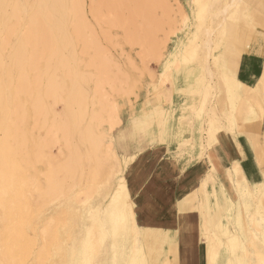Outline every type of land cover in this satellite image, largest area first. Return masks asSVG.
Returning a JSON list of instances; mask_svg holds the SVG:
<instances>
[{
  "label": "rangeland",
  "instance_id": "1",
  "mask_svg": "<svg viewBox=\"0 0 264 264\" xmlns=\"http://www.w3.org/2000/svg\"><path fill=\"white\" fill-rule=\"evenodd\" d=\"M76 1L79 17L65 20L68 28L59 32L52 27L57 21L39 20L37 34L27 14L12 17L7 28L0 25V89L4 88L0 90V264H132L129 260L136 257L142 264L132 249L134 237L147 244L143 261L152 254L157 264L160 255L150 247L154 235L137 227L134 232L128 221L109 213L111 194L128 163L116 155L111 131L126 107L140 105L143 96L146 103L163 105L172 93L181 91L183 96H201L198 109L207 113L205 125L212 126L214 141L219 133L234 135L253 124L261 109L262 123L255 129L259 141L255 147L249 143L255 160L264 165V88L243 95L260 98L254 104L234 100L230 96L234 87L228 84L232 76L220 73L214 57L222 49L218 45L226 49L239 39L240 46L252 41L264 58V0ZM227 6L224 16L212 18ZM10 10L5 7L7 14ZM233 193L235 202L226 217L219 215L233 233L228 237L221 221L214 225L210 219L211 245L220 251L218 264L225 256L231 260L228 264H237L238 259L241 264H264V194L240 199ZM215 233L221 235L220 242ZM221 237L230 240L229 253L221 248ZM239 241L245 247L242 251Z\"/></svg>",
  "mask_w": 264,
  "mask_h": 264
},
{
  "label": "crops",
  "instance_id": "2",
  "mask_svg": "<svg viewBox=\"0 0 264 264\" xmlns=\"http://www.w3.org/2000/svg\"><path fill=\"white\" fill-rule=\"evenodd\" d=\"M250 42L240 46L237 39L226 49L218 45L222 49L214 55L221 74L246 86L257 82L264 67V58ZM180 92L172 93L163 105L146 103L143 96L140 105L127 106L111 131V143L116 155L128 160L123 179L133 220L137 230L154 235L150 247L160 255L156 263L207 264L213 230L210 219L214 211L226 217L228 202H235L230 190L233 181L227 178L231 165L238 164L252 188L262 183L263 174L243 134L219 133L214 141L212 126L205 125L207 113L198 109L201 96ZM233 189L237 192L235 186ZM221 224L229 237L233 232ZM221 239V248L229 253L230 240ZM140 244L144 250L147 244L142 240ZM242 248L239 241L240 251ZM151 255L149 261L145 258L146 264H154ZM228 261L225 256L221 264ZM237 264H241L239 259Z\"/></svg>",
  "mask_w": 264,
  "mask_h": 264
},
{
  "label": "bare ground",
  "instance_id": "3",
  "mask_svg": "<svg viewBox=\"0 0 264 264\" xmlns=\"http://www.w3.org/2000/svg\"><path fill=\"white\" fill-rule=\"evenodd\" d=\"M29 1H31V4L30 5H28V2ZM103 1V0H102ZM236 1V0H235ZM234 1V2H235ZM238 1V0H237ZM236 1V2H237ZM239 2V1H238ZM76 3V4H75ZM231 4L232 5H234L232 2H231ZM75 5H77V1L76 0H0V25L1 26H3V28L7 25L6 23L12 18V17H15V18H22V16H24V15H26L27 14V16H29V18H30V26L34 29V30H37V31H35L37 34H39L38 33V30L40 29L39 28V23H38V21L39 20H46V23L48 22V21H52V20H54V21H57V23H55L54 25H52V27H53V30H57L58 29V32H59V29H65V28H68V25L67 24H69V23H67L66 24V21L65 20H69L70 18H78L79 17V13L80 12H78V10H77V8L75 7ZM236 5V4H235ZM6 6H10L11 7V12L9 13V14H7V12L5 11V7ZM111 6V5H110ZM95 7V6H94ZM231 7V6H230ZM229 7V8H230ZM74 8H76V10L74 9ZM98 8H100V7H98ZM232 8V7H231ZM230 8V9H231ZM95 9V8H94ZM227 9V11H228V6H227V8L225 7V8H223L219 13H216L212 18H216L217 16H219V14L221 13V15L222 16H224L223 14V12L225 11ZM235 9V8H234ZM237 10V9H236ZM99 14V13H98ZM96 16V15H95ZM25 18H26V16H25ZM24 18V19H25ZM13 20V19H12ZM16 20V19H15ZM26 20V19H25ZM227 20V19H226ZM11 21V20H10ZM27 21V20H26ZM16 23H18V21H15ZM25 22V21H24ZM45 22V21H44ZM12 23L10 22V25H11ZM19 24V23H18ZM20 24H22V20H21V23ZM25 24V23H24ZM32 24V25H31ZM75 24V23H74ZM15 24H13V26H14ZM26 25V24H25ZM1 26H0V29H1ZM9 26V25H8ZM18 26V25H17ZM72 26V25H71ZM70 26V27H71ZM76 26V25H75ZM11 27V26H10ZM29 27V26H28ZM43 27H45L46 28V26H43ZM73 27V26H72ZM5 28H7V27H5ZM26 28H27V26H26ZM45 28H44V31L46 32L47 30H45ZM19 29V28H18ZM18 29H17V31H18ZM47 29V28H46ZM70 29H72V28H70ZM74 29V28H73ZM78 29V28H77ZM2 30V29H1ZM15 30H16V28H15ZM29 30V29H28ZM50 30V29H49ZM8 31H9V29H8ZM1 32V31H0ZM12 32V31H11ZM16 32V31H15ZM22 32V31H21ZM31 32H33V30H31ZM42 32L43 31H41V34H42ZM45 32H43V34L45 33ZM70 32V31H69ZM72 32V31H71ZM74 32V31H73ZM10 33V32H9ZM17 33V32H16ZM29 33V32H28ZM15 34V33H14ZM20 34V33H19ZM18 34V35H19ZM36 34V35H37ZM40 34V35H41ZM47 34V33H46ZM45 34V35H46ZM49 34H51V33H49ZM53 34V33H52ZM61 34V33H60ZM70 34H72V33H70ZM82 34V33H81ZM58 35H59V33H58ZM69 35V33H67V36ZM2 36V35H1ZM0 36V37H1ZM5 36V35H4ZM3 36V37H4ZM24 36H25V34H24ZM37 36H39V35H37ZM42 36V35H41ZM44 36V35H43ZM66 36V35H65ZM70 36V35H69ZM72 36V35H71ZM77 36V35H76ZM209 36H210V34H208V37H207V41L206 42H208L209 41ZM6 37V36H5ZM4 37V38H5ZM30 37H32V35H30ZM30 37H28V39L30 38ZM33 39H34V36L32 37ZM37 38V37H36ZM44 38V37H43ZM56 38H57V36H56ZM66 38H68V40H69V37H66ZM9 39V38H8ZM37 39H39V37L37 38ZM72 40H74L75 41V39H73V38H71ZM20 40V39H19ZM23 40V39H22ZM26 40V39H25ZM42 40V39H41ZM72 40H70L71 42H74V41H72ZM28 41V40H27ZM42 41H44V39L42 40ZM41 41V42H42ZM57 41V40H56ZM81 41V40H80ZM17 42H18V39H17ZM16 42V43H17ZM20 42V41H19ZM38 42H39V40H38ZM77 42V41H76ZM85 42V41H84ZM34 43V42H33ZM37 43V42H36ZM75 43V42H74ZM81 43V42H80ZM35 44V43H34ZM46 44V43H45ZM64 44V43H63ZM82 44V43H81ZM28 45V44H27ZM53 45V44H52ZM60 45V44H59ZM72 45H73V43H72ZM77 45V44H76ZM36 46H38V45H36ZM61 46V45H60ZM64 46H66V45H64ZM68 46V45H67ZM19 47V46H18ZM44 47V46H43ZM53 47V46H52ZM75 47V46H74ZM77 47V46H76ZM39 49L41 48V46L40 47H38ZM37 48V49H38ZM69 48V47H68ZM87 48V47H86ZM4 49V48H3ZM14 49V48H13ZM18 49V48H17ZM16 49V50H17ZM65 49V48H64ZM0 50H1V48H0ZM21 50V49H20ZM25 50V49H24ZM32 50V49H31ZM41 50V49H40ZM46 50H48V49H46ZM61 50V49H60ZM59 50V51H60ZM70 50V49H69ZM18 51V50H17ZM67 51V50H66ZM80 51H81V49H80ZM2 52V51H1ZM0 52V53H1ZM28 52V51H27ZM58 52V51H57ZM62 52V51H61ZM74 52V51H73ZM26 53V52H25ZM31 53V52H30ZM36 53V52H35ZM42 53V52H41ZM64 53H65V51H64ZM29 54V53H28ZM32 54V53H31ZM37 54V53H36ZM47 54V53H46ZM3 55V54H2ZM24 55V54H23ZM33 55V54H32ZM60 55H62V54H60ZM39 57V56H38ZM38 57H36V58H38ZM3 58V57H2ZM13 57H11V59H12ZM16 58H17V56H16ZM4 59V58H3ZM25 59V58H24ZM33 59V58H32ZM101 59V58H100ZM56 60V59H55ZM61 60V59H60ZM2 61H4V60H2ZM11 61V60H10ZM29 61V60H28ZM37 61V60H36ZM92 61V60H91ZM106 61V60H105ZM30 62V61H29ZM34 61H32V63H33ZM37 62H39V61H37ZM69 62V61H68ZM4 63V62H3ZM2 63V64H3ZM16 63V62H15ZM52 63H53V60H52ZM51 64V63H50ZM5 65V64H4ZM13 65V64H12ZM24 65H25V63H24ZM29 65H32V64H29ZM52 65V64H51ZM60 65V64H59ZM63 65V64H62ZM2 66V65H1ZM8 67H9V64L7 65ZM22 66V65H21ZM28 66V65H27ZM33 66V65H32ZM31 66V67H32ZM11 67V66H10ZM30 67V68H31ZM62 67V66H61ZM23 68V67H22ZM56 68V67H55ZM60 68V67H59ZM6 69H8V68H6ZM18 69V68H17ZM19 69H21L20 67H19ZM36 69V68H35ZM51 69H53V68H51ZM57 69V68H56ZM24 70V69H23ZM5 71H7V70H5ZM10 71V70H9ZM20 71V70H19ZM25 71H26V69H25ZM206 71H208V72H210V67H209V65L206 63ZM2 72V68H1V71H0V73ZM16 72H17V70H16ZM22 73V72H21ZM24 73V72H23ZM22 73V74H23ZM2 74V73H1ZM1 74H0V76H1ZM3 74H4V72H3ZM17 74V73H16ZM21 74V75H22ZM19 75V74H18ZM22 76H24V75H22ZM4 77H6V76H4ZM8 78H9V76H7ZM11 77V76H10ZM16 77V76H15ZM12 79H13V77H11ZM66 78V77H65ZM33 79V78H32ZM229 79H230V81H228V84H230V85H232L233 87H234V89L233 90H231L230 91V96H231V98H233L234 100H236V101H238L239 103H243V104H247V103H252V104H254V103H256V102H258V100L260 99V98H255V99H253V98H248V97H245V96H243V95H246V96H248V95H252V94H254L255 93V91L258 89V88H264V70L262 71V73H261V76L258 78V80H257V82H256V86H247L246 88L244 87H242L239 83H237L234 79H232V77H229ZM3 80V79H2ZM9 80V79H8ZM7 80V81H8ZM11 80V79H10ZM6 82V81H5ZM5 82H4V84H5ZM23 82V81H22ZM33 82H34V80H33ZM73 82V81H72ZM71 82V83H72ZM12 84V83H11ZM2 85H3V83H2ZM8 85H9V83H8ZM13 85V84H12ZM34 85V84H33ZM72 85V84H71ZM4 86V85H3ZM5 86H6V84H5ZM4 86V87H5ZM17 86H19V85H17ZM240 86V87H239ZM16 87V86H15ZM14 87V88H15ZM101 87V86H100ZM3 88V87H2ZM13 88V89H14ZM10 89V88H9ZM15 89H17V88H15ZM14 89V90H15ZM20 89H22V88H20ZM56 89V88H55ZM241 89V90H240ZM1 90V89H0ZM2 90H4V88L2 89ZM1 90V91H2ZM19 90V89H18ZM252 90V91H251ZM22 92L24 91L23 89L21 90ZM3 92V91H2ZM5 92V91H4ZM10 92V91H9ZM11 92H13L12 90H11ZM25 92V91H24ZM61 92V91H60ZM70 92V91H69ZM249 92H251V93H249ZM15 93H16V90H15ZM14 93V94H15ZM57 93V92H56ZM244 93V94H243ZM21 94H23V93H21ZM45 94H46V92H45ZM48 94H49V92H48ZM67 94V93H66ZM69 94V93H68ZM67 94V95H68ZM19 95V94H18ZM18 95H16L17 97H18ZM51 95V94H50ZM67 95L65 96V97H67ZM10 96H15V95H10ZM21 96V95H20ZM52 96V95H51ZM57 96H59V95H57ZM74 96V95H73ZM244 97L243 99H241L242 97ZM46 97V96H45ZM55 97V96H54ZM53 97V98H54ZM4 98V97H3ZM10 98V97H9ZM9 98H7V99H9ZM12 98V97H11ZM16 98V97H15ZM62 98V97H61ZM70 98V97H69ZM75 98V97H74ZM20 99L21 98H19V101H20ZM29 99V98H28ZM251 99H253V100H251ZM25 100V99H24ZM63 100H64V97H63ZM3 102L5 101L4 99L2 100ZM15 101H17V99L15 100ZM40 101V100H39ZM66 101H68V100H66ZM65 101V102H66ZM70 101V100H69ZM64 101H63V103H65ZM9 103V102H8ZM13 103H15V102H13ZM67 103V102H66ZM70 103V102H69ZM1 104V103H0ZM10 104H11V102H10ZM20 104H22V99H21V102H20ZM35 104V103H34ZM38 104V103H37ZM71 104V103H70ZM76 104H77V102H76ZM5 105V104H4ZM9 105V104H8ZM67 105V104H66ZM75 105V104H74ZM73 105V106H74ZM80 105H81V103H80ZM100 105V104H99ZM10 106V105H9ZM23 105H21V107H22ZM78 106V105H77ZM4 107H6V105L4 106ZM14 107V104H13V106H12V108ZM17 107V106H16ZM25 107V106H24ZM24 107H23V109H24ZM36 107V106H35ZM75 107V106H74ZM7 108V107H6ZM5 108V109H6ZM12 108H10V109H12ZM71 108V107H70ZM7 109H9V107L7 108ZM18 109H20V107L18 108ZM34 109V108H33ZM36 109V108H35ZM257 109H259V108H257ZM2 110H3V108H2ZM13 110H15V109H13ZM36 110H39V108L38 109H36ZM71 110V109H70ZM261 110V109H260ZM260 110H257V111H259V112H254L253 114H254V116H253V124L254 123H256V125H253V124H250V125H246L244 128H241V129H239L238 130V132H236V133H240V134H243L251 143H254V147H255V145L257 144V142L259 141L258 140V134H257V132H256V128H257V126L259 127V125L262 123V115H261V111ZM0 111H1V109H0ZM4 111H6V110H4ZM8 111V110H7ZM7 111H6V113H4V114H6L7 115ZM19 111V110H18ZM22 111V110H21ZM35 111V110H34ZM73 111V110H72ZM20 112V111H19ZM33 112V111H32ZM69 112V111H68ZM9 113V112H8ZM16 113V112H15ZM15 113H13V115H15ZM21 113V112H20ZM23 113V112H22ZM35 114H37L36 112H34ZM66 113H67V110H66ZM74 113V112H73ZM114 113H115V111H114ZM11 114V113H10ZM19 114V113H18ZM33 114V113H32ZM70 114H72V112H70ZM75 114V113H74ZM252 114V115H253ZM34 115V114H33ZM68 115V114H67ZM73 115V114H72ZM115 115V114H114ZM22 116V115H21ZM74 116H77V114H75ZM5 117V116H4ZM13 117V116H12ZM116 117V116H115ZM0 118H2V115H1V117ZM9 118V117H8ZM11 118V117H10ZM69 118V117H68ZM99 118V117H98ZM7 119V118H6ZM14 118H12V120H13ZM19 119V118H18ZM22 119V118H21ZM1 120H3V119H1ZM8 120V119H7ZM70 120H72V118L70 119ZM4 121L6 122V120H5V118H4ZM21 121V120H20ZM69 121V120H68ZM78 121V120H77ZM60 122V121H59ZM74 122V121H73ZM118 122H119V120H118ZM22 123V122H21ZM72 123V122H71ZM70 123V124H71ZM249 123V122H248ZM18 124V123H17ZM20 124V123H19ZM69 123H68V125H70ZM75 124V123H74ZM12 125V124H11ZM10 125V126H11ZM63 125V124H62ZM73 125V124H72ZM71 125V126H72ZM9 126V125H8ZM76 126H77V124H76ZM75 126V127H76ZM14 127V126H13ZM73 127V126H72ZM72 127H70V128H72ZM66 129H67V127H66ZM74 129V128H73ZM10 130V129H9ZM8 130V131H9ZM17 130V129H16ZM6 131V130H5ZM64 131V130H63ZM66 132V131H65ZM10 133V132H9ZM8 133V134H9ZM264 133V132H263ZM6 134V133H5ZM13 134V133H12ZM18 134V133H17ZM16 134V135H17ZM2 137H3V135H2ZM11 137V136H10ZM16 137V136H15ZM52 137V136H51ZM5 138H7L6 136H5ZM19 138H20V136H19ZM18 138V139H19ZM0 139L2 140V138L0 137ZM90 139V138H89ZM92 140V139H91ZM6 141V140H5ZM3 142V141H2ZM89 142H90V140H89ZM94 142H96V141H94ZM6 143V142H5ZM9 143V142H8ZM95 144V143H94ZM92 145V144H91ZM3 146V145H2ZM51 146V145H50ZM109 146H110V144H109ZM1 147V146H0ZM111 147V146H110ZM110 147H108V148H110ZM253 147V148H254ZM1 148H3V147H1ZM52 148V147H51ZM93 149V148H92ZM258 149V148H257ZM7 150V149H6ZM91 150V149H90ZM111 150V149H110ZM254 150V149H253ZM93 150H91V153H93L92 152ZM95 151V150H94ZM97 151H99V150H97ZM16 152V151H15ZM89 152V151H88ZM261 152V151H260ZM264 152V151H263ZM263 152H261V153H263ZM112 153H114V152H112ZM12 154V153H11ZM99 154V153H98ZM14 155V154H13ZM88 155V154H87ZM260 155V154H259ZM259 155H257L258 157H259ZM89 156V155H88ZM105 156V155H104ZM261 156H264L263 154L261 155ZM100 157H101V154H100ZM255 158H256V156H255ZM95 159V158H94ZM99 158L97 157V160H98ZM7 160V159H6ZM19 160V159H18ZM17 160V161H18ZM99 160H101V159H99ZM96 161V160H95ZM128 161V160H127ZM100 162V161H99ZM98 163V162H97ZM256 165H257V167L261 170V172H262V174H263V181H262V183L261 184H259L258 186H256L255 188H252V187H249L248 186V184L246 183V180H245V178L243 177V174H242V172L240 171V169H239V167H238V164H233V165H231V168H230V172L229 173H227V178L230 180V182L231 181H234L235 183H236V191H237V193L240 195V196H243V197H250L251 196V194L253 193H255V194H264V165L261 163V162H259V160L257 159L256 160ZM2 166V165H1ZM16 166V165H15ZM2 169V168H1ZM95 169H96V167H95ZM94 176V175H93ZM110 176V175H109ZM94 179V178H93ZM228 180V181H229ZM6 181V180H5ZM97 181V180H96ZM3 182V181H2ZM231 183H233V182H231ZM234 183V184H235ZM8 185V184H7ZM55 185V184H54ZM118 185V184H117ZM5 186V185H4ZM231 187V186H230ZM232 188V187H231ZM234 192V191H233ZM250 192V193H249ZM252 192V193H251ZM236 193V192H235ZM24 193H22L21 195H23ZM250 194V195H249ZM248 195V196H247ZM25 196V195H24ZM23 196V197H24ZM261 196V195H260ZM111 197H112V200H111ZM111 197H110V203H109V205H108V210H109V213H110V215H116V216H118V217H121V219H123V220H125V221H128L132 226H131V228H132V230H134V232H135V229H136V225H135V222H134V220H133V213H132V208H131V204L132 203H130V201H129V197H128V192H127V190H126V187H125V182H124V179H123V177H121L120 178V182H119V185H118V187L114 190V192H113V196L111 195ZM252 197H254V196H252ZM261 198V197H260ZM2 199V198H1ZM21 200V199H20ZM26 200V199H25ZM1 201V200H0ZM1 203V202H0ZM22 203V202H21ZM233 202H228V207L230 208L231 207V204H232ZM20 204V203H19ZM228 208V209H229ZM3 209V208H2ZM17 209H19V208H17ZM24 209V208H23ZM227 209V210H228ZM25 210V209H24ZM3 212V211H2ZM31 213V212H30ZM2 216H4L5 217V215H2ZM135 216V215H134ZM3 217V218H4ZM112 219V218H111ZM26 221V220H25ZM221 221V219H220V217H219V215H217V213H215V215L213 214L212 215V217H211V223L212 224H214V225H216V224H219V222ZM120 222H121V220H120ZM221 223V222H220ZM6 224V223H5ZM121 224V223H120ZM23 226H25V225H23ZM4 228V227H3ZM32 228V227H31ZM23 230V229H22ZM27 230V229H26ZM7 231V230H6ZM24 231V230H23ZM28 232V231H27ZM29 233H30V231H29ZM25 235H26V233H25ZM27 236H28V234H27ZM220 236L221 235H218V234H213V237L215 238V239H217L218 240V242H220L219 241V238H220ZM32 237V236H31ZM30 238V237H29ZM212 238V237H211ZM1 239V238H0ZM12 238H10V240H11ZM134 240L133 241H135L134 243H135V247L134 248H132L135 252H138V255L139 256H141V261H142V264H145V262L143 261L144 259H143V251H142V247H141V245H140V242H139V240H138V238H136V237H134L133 238ZM12 244V243H11ZM32 245V244H31ZM137 245V246H136ZM1 247V246H0ZM131 247H133V245L131 246ZM20 248V247H19ZM27 248V247H26ZM86 248V247H85ZM22 249V248H21ZM26 252H27V250H26ZM219 250L217 251V248H216V246L215 245H211L210 246V249H209V251H208V255H207V264H216V261L218 260V255H219ZM1 254H3V253H1ZM1 256V255H0ZM30 256V255H29ZM28 256V257H29ZM0 260H1V258H0ZM23 260V259H22ZM138 257H136V259L135 260H129V262L130 263H134V264H139L138 262ZM26 264V263H25Z\"/></svg>",
  "mask_w": 264,
  "mask_h": 264
}]
</instances>
